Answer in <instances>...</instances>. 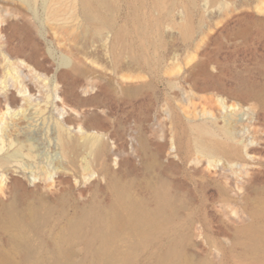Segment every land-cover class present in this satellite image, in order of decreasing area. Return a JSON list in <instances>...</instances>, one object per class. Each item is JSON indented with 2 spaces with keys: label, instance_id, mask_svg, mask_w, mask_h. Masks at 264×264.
Wrapping results in <instances>:
<instances>
[{
  "label": "rangeland",
  "instance_id": "374dc122",
  "mask_svg": "<svg viewBox=\"0 0 264 264\" xmlns=\"http://www.w3.org/2000/svg\"><path fill=\"white\" fill-rule=\"evenodd\" d=\"M95 7L0 0V264H264V0Z\"/></svg>",
  "mask_w": 264,
  "mask_h": 264
},
{
  "label": "bare ground",
  "instance_id": "6f19581e",
  "mask_svg": "<svg viewBox=\"0 0 264 264\" xmlns=\"http://www.w3.org/2000/svg\"><path fill=\"white\" fill-rule=\"evenodd\" d=\"M102 1L103 0H82L83 9L88 14V16L91 17L92 14H94V12L96 10L95 2H102ZM242 213H244V212H242ZM242 213H240V214H242ZM254 215H256V212L251 213V217H253Z\"/></svg>",
  "mask_w": 264,
  "mask_h": 264
}]
</instances>
